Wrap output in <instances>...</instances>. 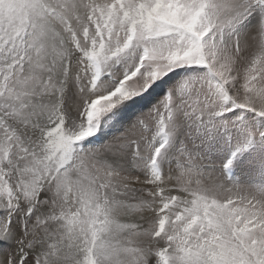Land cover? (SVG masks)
<instances>
[{
  "label": "snow or ice",
  "instance_id": "6c2138e0",
  "mask_svg": "<svg viewBox=\"0 0 264 264\" xmlns=\"http://www.w3.org/2000/svg\"><path fill=\"white\" fill-rule=\"evenodd\" d=\"M0 264H264V0H0Z\"/></svg>",
  "mask_w": 264,
  "mask_h": 264
}]
</instances>
